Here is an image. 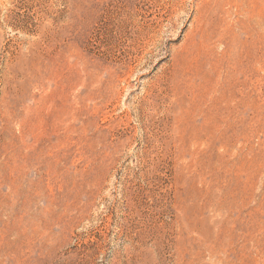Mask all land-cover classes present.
I'll return each instance as SVG.
<instances>
[{"label": "rangeland", "instance_id": "374dc122", "mask_svg": "<svg viewBox=\"0 0 264 264\" xmlns=\"http://www.w3.org/2000/svg\"><path fill=\"white\" fill-rule=\"evenodd\" d=\"M0 264H264V0H0Z\"/></svg>", "mask_w": 264, "mask_h": 264}]
</instances>
